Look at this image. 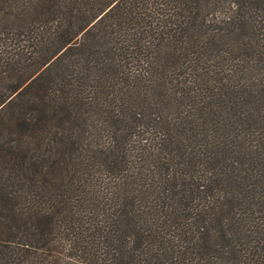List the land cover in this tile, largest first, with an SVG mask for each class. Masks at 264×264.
Returning <instances> with one entry per match:
<instances>
[{"label":"trees","instance_id":"trees-1","mask_svg":"<svg viewBox=\"0 0 264 264\" xmlns=\"http://www.w3.org/2000/svg\"><path fill=\"white\" fill-rule=\"evenodd\" d=\"M0 264H264V0H0Z\"/></svg>","mask_w":264,"mask_h":264}]
</instances>
